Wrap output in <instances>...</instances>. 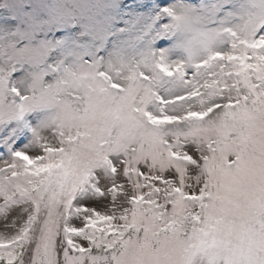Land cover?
<instances>
[{"label":"snow or ice","instance_id":"1","mask_svg":"<svg viewBox=\"0 0 264 264\" xmlns=\"http://www.w3.org/2000/svg\"><path fill=\"white\" fill-rule=\"evenodd\" d=\"M0 264H264V0H0Z\"/></svg>","mask_w":264,"mask_h":264}]
</instances>
